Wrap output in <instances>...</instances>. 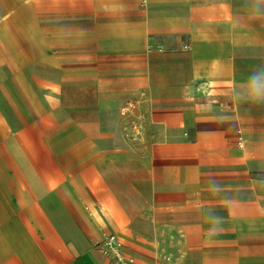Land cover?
Instances as JSON below:
<instances>
[{"label":"crops","instance_id":"obj_1","mask_svg":"<svg viewBox=\"0 0 264 264\" xmlns=\"http://www.w3.org/2000/svg\"><path fill=\"white\" fill-rule=\"evenodd\" d=\"M260 88L264 0H0V264H264Z\"/></svg>","mask_w":264,"mask_h":264},{"label":"built area","instance_id":"obj_2","mask_svg":"<svg viewBox=\"0 0 264 264\" xmlns=\"http://www.w3.org/2000/svg\"><path fill=\"white\" fill-rule=\"evenodd\" d=\"M98 245L101 251L103 252V254L108 258L112 259L115 262V264L133 263L132 259H127L124 256L121 241L117 238V236L109 235Z\"/></svg>","mask_w":264,"mask_h":264},{"label":"clouds","instance_id":"obj_3","mask_svg":"<svg viewBox=\"0 0 264 264\" xmlns=\"http://www.w3.org/2000/svg\"><path fill=\"white\" fill-rule=\"evenodd\" d=\"M245 100L250 103L264 102V88L250 90L245 95ZM215 224L218 225L222 222V218L215 217ZM215 231V229H213Z\"/></svg>","mask_w":264,"mask_h":264}]
</instances>
